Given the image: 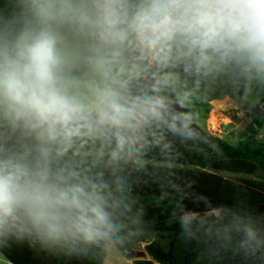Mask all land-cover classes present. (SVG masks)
Masks as SVG:
<instances>
[{
  "label": "clouds",
  "instance_id": "clouds-1",
  "mask_svg": "<svg viewBox=\"0 0 264 264\" xmlns=\"http://www.w3.org/2000/svg\"><path fill=\"white\" fill-rule=\"evenodd\" d=\"M222 76L264 84V0H0V241L113 240L123 184L93 169L191 138L187 82Z\"/></svg>",
  "mask_w": 264,
  "mask_h": 264
},
{
  "label": "trees",
  "instance_id": "trees-1",
  "mask_svg": "<svg viewBox=\"0 0 264 264\" xmlns=\"http://www.w3.org/2000/svg\"><path fill=\"white\" fill-rule=\"evenodd\" d=\"M247 81L239 79L240 93ZM253 113L264 114L261 104ZM187 112L186 105L178 109ZM191 138L166 129L136 162L113 172L100 165L112 183L121 181V229L100 245L49 249L34 241L7 239L0 250L13 264H104L111 246L126 234H170L168 250L158 241L145 246L157 261L175 264L172 250L179 233L203 241L215 264H264V247L241 246L244 229L264 238V142L249 136L233 145L191 120ZM194 246L192 242L191 247ZM122 248V247H121Z\"/></svg>",
  "mask_w": 264,
  "mask_h": 264
},
{
  "label": "crops",
  "instance_id": "crops-1",
  "mask_svg": "<svg viewBox=\"0 0 264 264\" xmlns=\"http://www.w3.org/2000/svg\"><path fill=\"white\" fill-rule=\"evenodd\" d=\"M186 88L187 96H203L201 99L196 98V105L204 104V117L201 122L191 118L194 123L233 145H238L249 136H255L264 142V120H261L264 114L253 113L254 108L264 98V94L262 98H255L256 92L264 90V84L247 82L245 91L241 94L239 79L222 76L202 81L189 80ZM192 103L188 101L185 104L190 115L191 113L194 115L199 110ZM154 241H158L155 236L141 238L137 241L135 250L141 247L145 248ZM192 242L194 246H190L192 256L189 258V262L196 260L202 264L203 257H195L194 249L200 245H205L199 239H192ZM146 258L153 260V264H167L155 260L148 254ZM132 261L125 255L121 247L114 245L109 248L104 264H132Z\"/></svg>",
  "mask_w": 264,
  "mask_h": 264
},
{
  "label": "rangeland",
  "instance_id": "rangeland-1",
  "mask_svg": "<svg viewBox=\"0 0 264 264\" xmlns=\"http://www.w3.org/2000/svg\"><path fill=\"white\" fill-rule=\"evenodd\" d=\"M263 94H264V90L258 91V92H256L255 98H257V97L262 98ZM196 98L201 99V98H203V96H188V101H191V103L193 102L192 105H195V107L199 109L198 111H196L194 113V115H192V113H191L190 116L193 120L201 122L202 118L204 117L205 106L203 103L196 105V103H197ZM262 119L264 120V115H262L261 120ZM149 236H155L157 238L158 242H160L162 244V246L165 247L166 250H168V245L172 239V235H170V234H159V233L149 234V235L148 234H136V233L126 234L125 235L126 246L130 249L135 250L137 248V241L140 240L141 238H146ZM192 239H198V238L191 236L188 233H179L178 234V237L176 239L177 240L176 246L172 250L174 260H175V264H199L196 260H190V262H189V258L192 256V253L190 251ZM137 250L145 251V249L142 247L140 249H137ZM194 254H195L194 255L195 257H199V256L203 257L204 260H203L202 264H215L211 254H209V250L206 246L200 245L199 247H196L194 249ZM0 264H3V262L0 261Z\"/></svg>",
  "mask_w": 264,
  "mask_h": 264
},
{
  "label": "water",
  "instance_id": "water-1",
  "mask_svg": "<svg viewBox=\"0 0 264 264\" xmlns=\"http://www.w3.org/2000/svg\"><path fill=\"white\" fill-rule=\"evenodd\" d=\"M125 255L132 259V264H153V260L147 259V253L143 250H133L126 246L124 241L121 245Z\"/></svg>",
  "mask_w": 264,
  "mask_h": 264
},
{
  "label": "built area",
  "instance_id": "built-area-1",
  "mask_svg": "<svg viewBox=\"0 0 264 264\" xmlns=\"http://www.w3.org/2000/svg\"><path fill=\"white\" fill-rule=\"evenodd\" d=\"M261 107L264 108V103L261 104ZM0 261L3 262V264H13L0 250Z\"/></svg>",
  "mask_w": 264,
  "mask_h": 264
}]
</instances>
